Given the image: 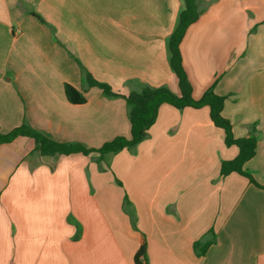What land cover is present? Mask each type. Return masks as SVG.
<instances>
[{
	"label": "crops",
	"instance_id": "crops-1",
	"mask_svg": "<svg viewBox=\"0 0 264 264\" xmlns=\"http://www.w3.org/2000/svg\"><path fill=\"white\" fill-rule=\"evenodd\" d=\"M197 4L202 13L180 43L192 96L213 85L227 96L222 115L233 137L254 127L256 153L244 170L264 186V0ZM182 7L0 0V132L26 120L87 148L129 137L124 99L88 87L78 62L122 95L142 84L178 93L167 39ZM65 83L85 102L67 101ZM224 137L207 106L162 104L148 138L108 156V166L94 155L43 156L27 137L1 144L0 264H134L142 236L148 264H264V189L219 175L238 153ZM209 230L215 242L197 257L193 243Z\"/></svg>",
	"mask_w": 264,
	"mask_h": 264
},
{
	"label": "trees",
	"instance_id": "trees-1",
	"mask_svg": "<svg viewBox=\"0 0 264 264\" xmlns=\"http://www.w3.org/2000/svg\"><path fill=\"white\" fill-rule=\"evenodd\" d=\"M182 2L183 7L179 11L175 27L167 39L168 62L177 81L178 93H174L165 85L149 86L142 84L136 89H131L127 95H122L115 92L109 84L96 80L77 60L83 80L88 87L99 88L106 98L124 99L130 124L129 137L116 136L98 148H87L80 143L55 141L32 128L26 120H23L21 125L10 132H0V145L10 143L18 137H27L33 141L34 151L39 152L43 156L56 154L69 155L73 153H80L84 156L94 155L92 157L93 161L102 165L107 162L108 156L116 154L121 150L126 149L133 153L136 146L148 138L149 129L155 123L158 109L162 104H169L179 110L185 107L200 108L207 106L211 121L224 132L225 144L227 146L235 145L238 148L235 158L224 160L220 163L219 175L224 177L230 173H238L247 177L255 186L264 189L263 185L257 183L244 170V164L256 153L257 138L254 135V127L252 128L253 133L249 136L241 138L233 137L232 124L222 115L223 105L227 96L216 94L213 85L206 89L200 98L195 99L192 96V86L183 65L180 43L187 28L199 18L202 11L198 7L197 0H182ZM33 14L36 15L34 12ZM63 88L65 97L70 103L81 104L85 102V97L81 91L68 83H65ZM102 169L105 170L103 167ZM131 222L133 227H135V217L131 216ZM214 242L215 234L212 230H209L203 237L193 243L194 254L197 257L204 256L207 248ZM133 262L134 264H148L144 236L141 238Z\"/></svg>",
	"mask_w": 264,
	"mask_h": 264
},
{
	"label": "rangeland",
	"instance_id": "rangeland-1",
	"mask_svg": "<svg viewBox=\"0 0 264 264\" xmlns=\"http://www.w3.org/2000/svg\"><path fill=\"white\" fill-rule=\"evenodd\" d=\"M18 127V126H17ZM14 129V128H13ZM12 130V129H11ZM10 130V131H11ZM10 131H8V132H10ZM8 132H6V133H8ZM2 133V132H1ZM107 162L105 163L106 164V166H108V158H107V160H106Z\"/></svg>",
	"mask_w": 264,
	"mask_h": 264
}]
</instances>
